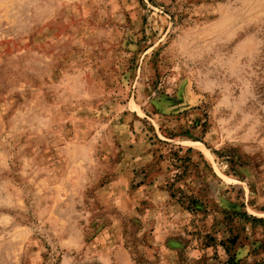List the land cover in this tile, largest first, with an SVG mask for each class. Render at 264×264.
I'll use <instances>...</instances> for the list:
<instances>
[{
  "label": "rangeland",
  "instance_id": "1",
  "mask_svg": "<svg viewBox=\"0 0 264 264\" xmlns=\"http://www.w3.org/2000/svg\"><path fill=\"white\" fill-rule=\"evenodd\" d=\"M0 264H264V0H0Z\"/></svg>",
  "mask_w": 264,
  "mask_h": 264
},
{
  "label": "trees",
  "instance_id": "2",
  "mask_svg": "<svg viewBox=\"0 0 264 264\" xmlns=\"http://www.w3.org/2000/svg\"><path fill=\"white\" fill-rule=\"evenodd\" d=\"M188 152H192V149H189ZM173 155L178 157V155H176L175 153H173ZM172 188H174V189H172V190H174V192L171 193V197H172V198H175V197H176V194H177V193H180V190L177 189L175 186H172ZM185 197H186V196H185ZM189 198H190V199L192 198V201H190V203H189V205H191V204H192L191 202H195V197H189ZM250 218H251L253 221L261 222L260 219H257V218H255V217H250Z\"/></svg>",
  "mask_w": 264,
  "mask_h": 264
}]
</instances>
